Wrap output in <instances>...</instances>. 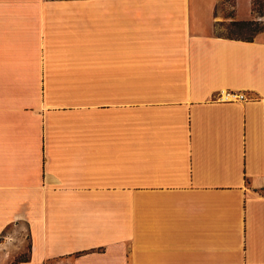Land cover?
Listing matches in <instances>:
<instances>
[{"label": "crops", "instance_id": "1", "mask_svg": "<svg viewBox=\"0 0 264 264\" xmlns=\"http://www.w3.org/2000/svg\"><path fill=\"white\" fill-rule=\"evenodd\" d=\"M220 2L0 0L18 264H264V30L216 33L264 16Z\"/></svg>", "mask_w": 264, "mask_h": 264}, {"label": "rangeland", "instance_id": "2", "mask_svg": "<svg viewBox=\"0 0 264 264\" xmlns=\"http://www.w3.org/2000/svg\"><path fill=\"white\" fill-rule=\"evenodd\" d=\"M233 0H221L218 4V12L222 17H229L233 14L231 5ZM263 21L259 24L251 26H235L232 21L222 20L216 25V33L229 37H255L253 30L263 25ZM16 229L10 227L5 230L3 236L0 237V264H18L20 260H24L28 256L29 240L28 236H17Z\"/></svg>", "mask_w": 264, "mask_h": 264}, {"label": "trees", "instance_id": "3", "mask_svg": "<svg viewBox=\"0 0 264 264\" xmlns=\"http://www.w3.org/2000/svg\"><path fill=\"white\" fill-rule=\"evenodd\" d=\"M253 12L257 16H264V0H253ZM233 25L235 26H251L259 24V20L248 19V20H234L232 21ZM264 30V23L262 26L257 27L253 30L254 34H257ZM229 37V36H227ZM231 38H240V39H246V40H253L254 37H231ZM21 261V260H20ZM19 263V262H18Z\"/></svg>", "mask_w": 264, "mask_h": 264}, {"label": "built area", "instance_id": "4", "mask_svg": "<svg viewBox=\"0 0 264 264\" xmlns=\"http://www.w3.org/2000/svg\"><path fill=\"white\" fill-rule=\"evenodd\" d=\"M218 100L224 101H243L249 99L248 95L243 92L227 91L218 95Z\"/></svg>", "mask_w": 264, "mask_h": 264}]
</instances>
